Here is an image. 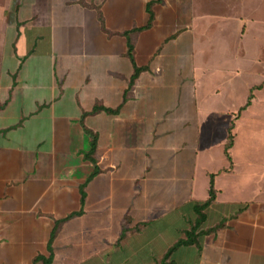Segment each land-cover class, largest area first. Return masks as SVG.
Wrapping results in <instances>:
<instances>
[{"label":"crops","instance_id":"obj_1","mask_svg":"<svg viewBox=\"0 0 264 264\" xmlns=\"http://www.w3.org/2000/svg\"><path fill=\"white\" fill-rule=\"evenodd\" d=\"M245 9L210 14L198 0H6L0 264H160L196 219L195 204L209 198L211 174L217 198L199 245L179 247L166 264H264V186L249 185L257 160L236 161V134L227 158L228 130L214 143L204 138L214 113L226 111L209 108L210 78L232 71L212 65L231 44L208 40L211 23L228 24L240 45L232 57H241L244 25L249 39L259 37ZM136 67L143 70L131 83ZM87 130L97 138L96 163L86 156ZM215 147L224 159L212 168Z\"/></svg>","mask_w":264,"mask_h":264},{"label":"rangeland","instance_id":"obj_2","mask_svg":"<svg viewBox=\"0 0 264 264\" xmlns=\"http://www.w3.org/2000/svg\"><path fill=\"white\" fill-rule=\"evenodd\" d=\"M0 4L2 7V9H0V26L2 25L1 27L3 28L9 24V15L8 10H5L6 0H0ZM198 7L204 10L208 9L211 12L210 14L220 11V9L230 12L229 8L237 10L240 8H247L245 12H247L248 16L254 18L255 23H253V26L255 25V29L258 27V39L251 40L248 37L249 35H246L248 25H244L242 32V48L238 50L239 56H242L232 57L240 46L235 39V35H232L228 31V24L220 25L211 23L213 27H210L208 40L209 38L212 40H217L219 38L220 40L218 41L221 42V44H218V46H221L218 47L219 49H221L222 46L224 47V45L228 47V44H231V47H228L229 51L225 53V55H214L212 65L218 63V65L223 68L232 71H227L225 77L217 82H215L212 77L210 78V82L214 80V83L210 85L209 82L207 87V90L213 94L209 100V104L211 105L209 108L212 110V114L218 107H222L226 111H224L223 116L221 115V118L218 112L214 113L213 119L215 122L212 119L211 126L207 128L204 127V138L206 143H214L221 138L225 130L227 133L228 128L233 124V129L234 127L235 129L232 131L236 134L237 139L234 150L236 161L242 162V160L248 159L246 154L252 155L250 157L257 160L258 164H255V167H253L257 172L253 171L254 176L251 178L252 181L250 180L249 185L255 186L253 190L259 189L260 186H264L261 175V172L264 170L262 165L264 164V0H198ZM233 13L235 12L233 11ZM209 20L210 18H208L206 22L209 23ZM224 29L225 31L227 30L226 33L222 31ZM253 29L254 28H252V30ZM1 50L5 51V47H2ZM230 53L231 57L229 55ZM246 57H251V59ZM2 70H5L3 65ZM237 70H240V73H238ZM3 73H5V71ZM258 85H262V88H256ZM214 88H220L221 92L216 94ZM251 91H253L254 94L252 103L237 116L240 107L247 102ZM224 117H226L227 121ZM222 122H227L229 126L225 129ZM211 151V167L215 168L216 166H220L224 159L222 148L215 147ZM238 170L242 171L240 165ZM235 178L234 176H230L228 180H225V187L227 184H234ZM200 180L202 187L207 184L202 175H200ZM218 184L222 185L219 181ZM244 185H247V183H244ZM233 191L234 188H232V192ZM238 192L243 196V193L247 191L245 189H239L236 194ZM255 193L256 191L253 192V194ZM248 194H250V192H248Z\"/></svg>","mask_w":264,"mask_h":264},{"label":"trees","instance_id":"obj_3","mask_svg":"<svg viewBox=\"0 0 264 264\" xmlns=\"http://www.w3.org/2000/svg\"><path fill=\"white\" fill-rule=\"evenodd\" d=\"M159 1H162V0H156V2H159ZM142 29L143 28H134L131 31V33L140 32ZM127 36H128V44H129L128 55L131 57L132 60H134V50H135L134 43L132 42L131 37H129V33L127 34ZM142 70L143 69L141 67H136L135 73H134L132 80H131V83H133L136 80V78H138V76ZM261 87H262V85H258L256 88H261ZM253 98H254V94H253V91H251L247 102L243 106L240 107V109L238 111V116L240 115V113L243 110L247 109V107L252 103ZM100 109H105V110H108L111 112H115V110H111V109L105 108V107L100 106V105H96V107L94 108L95 111H98ZM232 130H233V124L228 128V136H227V141H226V145H225V153H226V156L229 160L232 159L231 154H230V149L233 146L234 137H235ZM87 131H88V133H90L92 135V141H91V150L88 153H86V156L88 159H90L94 163H96V160L93 158V153L96 149L97 138L93 132H91L90 130H87ZM214 177H215V175L211 174V180H210V185H209V198L204 202L196 203L194 206L196 219L192 220L189 229H186L184 231L185 237L180 238L170 247V249L167 251L166 255L164 256V258L160 264H166L167 260L181 246L199 245V237H200V235H202L204 233L201 226L207 218L205 210L208 208L209 205L214 203L216 201V198H217V189L215 187ZM82 213H83V209L81 211L71 213L65 219L60 221L59 223L65 222L74 216L81 215ZM218 228H219V226L215 227V229L213 228V230H217ZM54 233H55V231H54ZM48 263L52 264L51 259H48ZM170 263H173V262H170Z\"/></svg>","mask_w":264,"mask_h":264}]
</instances>
